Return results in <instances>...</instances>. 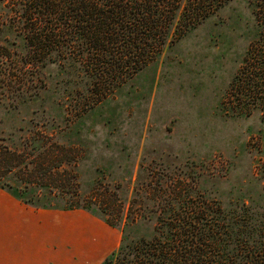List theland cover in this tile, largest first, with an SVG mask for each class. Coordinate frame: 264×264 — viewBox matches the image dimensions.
Segmentation results:
<instances>
[{
  "label": "rangeland",
  "instance_id": "rangeland-1",
  "mask_svg": "<svg viewBox=\"0 0 264 264\" xmlns=\"http://www.w3.org/2000/svg\"><path fill=\"white\" fill-rule=\"evenodd\" d=\"M205 7L208 17L175 22L154 61L90 106L83 61L32 63L23 1L0 0V140L28 157L27 169L67 159L54 182H24L17 169L0 184V264H34L43 245L53 264H115L122 246L155 234L169 191L186 187L264 235V112L224 103L264 30V0ZM75 183L78 193L58 188Z\"/></svg>",
  "mask_w": 264,
  "mask_h": 264
},
{
  "label": "trees",
  "instance_id": "trees-1",
  "mask_svg": "<svg viewBox=\"0 0 264 264\" xmlns=\"http://www.w3.org/2000/svg\"><path fill=\"white\" fill-rule=\"evenodd\" d=\"M22 1L24 38L32 63L53 56L83 61L96 96L90 106L154 61L175 22L188 29L208 17V0ZM228 102L245 115L264 112V30L250 44L224 100ZM56 157L53 168L34 162L27 169L28 157L0 140V184L17 169L26 170L20 174L24 182L32 183L36 176L54 182L56 174L65 172L60 168L67 161L62 155ZM58 188L62 193H78L76 183ZM177 190L169 191L155 234L122 246L115 264H264V235L252 226L251 217L239 218L219 202L193 198L187 187ZM103 197L109 200L112 195ZM110 206L118 212L122 209L118 198Z\"/></svg>",
  "mask_w": 264,
  "mask_h": 264
},
{
  "label": "crops",
  "instance_id": "crops-1",
  "mask_svg": "<svg viewBox=\"0 0 264 264\" xmlns=\"http://www.w3.org/2000/svg\"><path fill=\"white\" fill-rule=\"evenodd\" d=\"M60 217H62V216H60ZM58 220L60 222V225L68 221V219H66V218L65 219L60 218ZM60 235H63V234H60ZM64 244L66 245L67 242H64ZM48 246L50 248V241L48 242ZM43 247H44V245H43ZM43 247H42V251H39L38 253L32 254L34 259H32L31 262H33L34 264H53L51 262H52V259L55 262V258L50 254L51 252L48 253L47 248L43 249ZM62 247L65 248V246H62ZM66 248H67V246H66ZM67 249H69V247ZM69 258H70V256H69L68 250H66V258H65L66 261H69ZM12 261L13 260H11V261H4V259L1 260V262L3 264H11ZM95 262H96V260H95ZM95 262H94V264H96Z\"/></svg>",
  "mask_w": 264,
  "mask_h": 264
}]
</instances>
